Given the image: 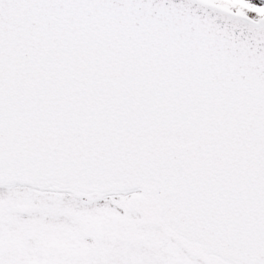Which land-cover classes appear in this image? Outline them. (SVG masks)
<instances>
[{
	"label": "water",
	"instance_id": "1",
	"mask_svg": "<svg viewBox=\"0 0 264 264\" xmlns=\"http://www.w3.org/2000/svg\"><path fill=\"white\" fill-rule=\"evenodd\" d=\"M15 183L136 192L143 222L207 264H264V19L0 0V184Z\"/></svg>",
	"mask_w": 264,
	"mask_h": 264
},
{
	"label": "rangeland",
	"instance_id": "2",
	"mask_svg": "<svg viewBox=\"0 0 264 264\" xmlns=\"http://www.w3.org/2000/svg\"><path fill=\"white\" fill-rule=\"evenodd\" d=\"M216 1L225 6V8L259 18L264 15V0H207ZM30 190V189H29ZM28 190L22 186H10L0 189V238L8 235L9 240L14 243H20L30 248L33 252L37 240L34 233H26L27 238H22L24 232H27L26 225L17 222L21 218L27 219L34 214L20 215L16 209L17 204L28 202L40 205L39 214L43 216L49 228L63 222V214L71 217L73 220L69 225L71 231L67 232V241L71 243L74 240H81L85 246L94 242L92 235L76 233L79 229H94L96 224L103 226V264H107L106 257L113 258V264H142L147 263V258L153 257L160 247L167 245L163 238V232L159 227H147L139 223V215L128 207L129 196H113L98 201L80 200L71 194L60 197L57 194H43L39 191ZM67 204V212L62 207ZM16 206V207H15ZM89 215H97L99 223L89 222ZM115 222H117L115 224ZM114 228L113 233L111 229ZM143 234L142 240H138ZM115 243L113 253L107 254L106 249ZM82 246V247H83ZM74 248V247H72ZM184 264H190L185 262ZM198 264V263H197Z\"/></svg>",
	"mask_w": 264,
	"mask_h": 264
},
{
	"label": "flooded vegetation",
	"instance_id": "3",
	"mask_svg": "<svg viewBox=\"0 0 264 264\" xmlns=\"http://www.w3.org/2000/svg\"><path fill=\"white\" fill-rule=\"evenodd\" d=\"M39 206L33 205L32 217L17 221L27 228V232H24L19 240L23 237L27 238L26 233H34V238L37 240L33 247L34 251L30 252L29 247L11 242L8 235L3 236L0 238V264H103V256L100 254L103 246L100 224H96L94 228L96 234L99 232L96 242L90 247L85 246V249H89L84 251L81 240H74L73 243L67 241V214H63V224L60 223L52 229L39 214ZM64 206L67 212V205ZM88 219L91 223H99L100 218L97 215H89ZM170 246L175 247L177 243ZM177 253V250L169 248L168 252L159 253L151 264H166L168 261H175L172 264H176Z\"/></svg>",
	"mask_w": 264,
	"mask_h": 264
}]
</instances>
